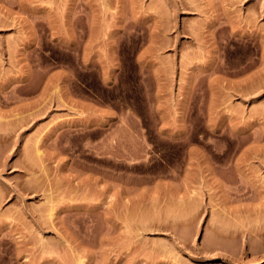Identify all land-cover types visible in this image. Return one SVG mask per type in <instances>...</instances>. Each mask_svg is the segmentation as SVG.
<instances>
[{
    "label": "rangeland",
    "instance_id": "374dc122",
    "mask_svg": "<svg viewBox=\"0 0 264 264\" xmlns=\"http://www.w3.org/2000/svg\"><path fill=\"white\" fill-rule=\"evenodd\" d=\"M110 46L195 80L178 141L61 130ZM0 264H264V0H0Z\"/></svg>",
    "mask_w": 264,
    "mask_h": 264
},
{
    "label": "crops",
    "instance_id": "0c3cea01",
    "mask_svg": "<svg viewBox=\"0 0 264 264\" xmlns=\"http://www.w3.org/2000/svg\"><path fill=\"white\" fill-rule=\"evenodd\" d=\"M71 42L72 37L66 39V43ZM115 53L110 46L104 52L98 51L94 61L85 57L86 75L81 90L71 88L65 78L59 104L61 130L96 133L89 141L91 152L114 154L125 142L150 139L146 122L154 115L158 135L178 141L186 126L195 80L180 81L183 71L178 66L155 64L136 67L140 75L138 81L131 83L132 71L118 63ZM147 75L152 80V90L147 87ZM218 83L216 79L213 84ZM213 96L217 98V90ZM218 114L215 106L207 110L209 120L216 119Z\"/></svg>",
    "mask_w": 264,
    "mask_h": 264
}]
</instances>
